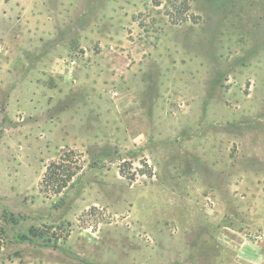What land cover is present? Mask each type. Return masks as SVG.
Wrapping results in <instances>:
<instances>
[{"label":"rangeland","instance_id":"obj_1","mask_svg":"<svg viewBox=\"0 0 264 264\" xmlns=\"http://www.w3.org/2000/svg\"><path fill=\"white\" fill-rule=\"evenodd\" d=\"M0 264H264V0H0Z\"/></svg>","mask_w":264,"mask_h":264},{"label":"trees","instance_id":"obj_2","mask_svg":"<svg viewBox=\"0 0 264 264\" xmlns=\"http://www.w3.org/2000/svg\"><path fill=\"white\" fill-rule=\"evenodd\" d=\"M73 155L63 153L48 166L41 185L49 195L63 193L82 169L80 161Z\"/></svg>","mask_w":264,"mask_h":264}]
</instances>
